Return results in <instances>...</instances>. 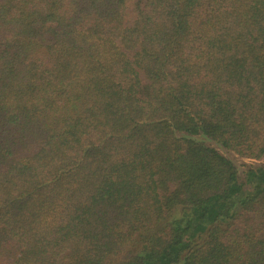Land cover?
Here are the masks:
<instances>
[{"label":"trees","instance_id":"16d2710c","mask_svg":"<svg viewBox=\"0 0 264 264\" xmlns=\"http://www.w3.org/2000/svg\"><path fill=\"white\" fill-rule=\"evenodd\" d=\"M264 0H0V264H264Z\"/></svg>","mask_w":264,"mask_h":264},{"label":"rangeland","instance_id":"374dc122","mask_svg":"<svg viewBox=\"0 0 264 264\" xmlns=\"http://www.w3.org/2000/svg\"><path fill=\"white\" fill-rule=\"evenodd\" d=\"M219 150L222 153H224L227 157H229L234 162V164L236 165V167L238 168V170L240 172H242V170H243V165H242L243 162H245V163H253L256 166L257 165L264 166V157L259 159V160H249V159L240 158L236 154L228 152L226 150H223V149H219Z\"/></svg>","mask_w":264,"mask_h":264}]
</instances>
